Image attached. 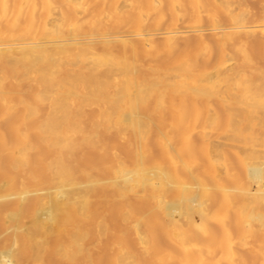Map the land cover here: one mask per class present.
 Returning a JSON list of instances; mask_svg holds the SVG:
<instances>
[{
	"label": "bare ground",
	"instance_id": "bare-ground-1",
	"mask_svg": "<svg viewBox=\"0 0 264 264\" xmlns=\"http://www.w3.org/2000/svg\"><path fill=\"white\" fill-rule=\"evenodd\" d=\"M246 1L0 0V264H264Z\"/></svg>",
	"mask_w": 264,
	"mask_h": 264
},
{
	"label": "rangeland",
	"instance_id": "rangeland-1",
	"mask_svg": "<svg viewBox=\"0 0 264 264\" xmlns=\"http://www.w3.org/2000/svg\"><path fill=\"white\" fill-rule=\"evenodd\" d=\"M221 1H222V0H221ZM223 1H224V0H223ZM251 1L254 2L255 0H254V1H253V0H248V2H251ZM260 1H261V0H259V2H260ZM248 2L246 1V7H247L248 4H249ZM252 2H251V3H252ZM256 2H257V4L254 2L255 6H256V5H259V6L262 5V4H260L261 2L258 3V0H256ZM247 3H248V4H247ZM262 3H264V2H262ZM252 6H253V4H252ZM252 6H251V4H250V6H248V7H249V8L251 7V9H252ZM255 6H253V7H255ZM259 6H258V8H257V6L255 7V9L257 8L256 10L253 8V9H254V10H252V13H253V14H252V13H249V14H250V15L252 14L253 16H254V15H257V14H255V13L259 11V8H260ZM236 7H237V5H236ZM134 8H135V7H133V9H134ZM139 8H140V7H137V6H136V8H135L136 10H134V11H132V8H131L130 13H131V14H134V13L138 12V11L140 10ZM249 8H247V9H248V10H251V9H249ZM257 10H258V11H257ZM255 11H256V12H255ZM250 12H251V11H250ZM258 13H259V12H258ZM252 15H251V16H252ZM85 19H86V20H85ZM207 20H208V19H207ZM223 21H224V20H222L221 25H222ZM206 22H207V21H206ZM226 22H228V21H226ZM88 23H89L88 18L85 17V16H83V15H81V21H80V24H81L82 26L86 27V26L88 25ZM224 23H225V21H224ZM224 23H223V24H224ZM226 24H227V23H226ZM226 24H225L224 26L231 25L230 22H228V25H226ZM141 56H142V57H141V61H143V55H141ZM144 59H145V58H144ZM147 62H148L147 59L144 60V65L147 64ZM219 133H220V136H219V137H221L222 135H224V132H222V131H220ZM222 137H223V136H222ZM222 137H221V138H222ZM220 140H221V139H220ZM220 140H219V141H220ZM217 141H218V140H217ZM221 141H222V140H221ZM239 167L241 168L240 164H239ZM239 167H238L239 170H242V169H243V166H242L241 169H240Z\"/></svg>",
	"mask_w": 264,
	"mask_h": 264
}]
</instances>
